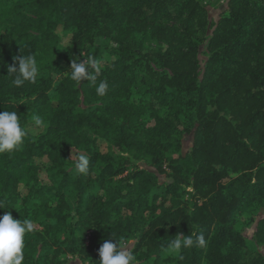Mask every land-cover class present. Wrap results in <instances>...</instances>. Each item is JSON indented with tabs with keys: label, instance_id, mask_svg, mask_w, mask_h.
I'll return each mask as SVG.
<instances>
[{
	"label": "trees",
	"instance_id": "1",
	"mask_svg": "<svg viewBox=\"0 0 264 264\" xmlns=\"http://www.w3.org/2000/svg\"><path fill=\"white\" fill-rule=\"evenodd\" d=\"M18 54L36 83H11ZM90 54L103 97L69 79ZM3 110L29 133L0 153V198L34 222L22 264H99L105 239L136 264H264V0H0ZM178 233L207 245L169 255Z\"/></svg>",
	"mask_w": 264,
	"mask_h": 264
},
{
	"label": "clouds",
	"instance_id": "2",
	"mask_svg": "<svg viewBox=\"0 0 264 264\" xmlns=\"http://www.w3.org/2000/svg\"><path fill=\"white\" fill-rule=\"evenodd\" d=\"M102 61L90 54L87 59L78 61L72 59L70 63L69 79L77 86L86 80L95 86L96 94L103 97L107 94L108 83L105 79H98L101 75ZM7 75L11 76V83L19 88L26 82L36 83L40 75V67L34 55L18 54L13 57L12 65L7 67ZM37 128H47V122L39 115L32 117ZM27 129L21 124L20 115L16 110L0 111V153H12L22 148ZM75 172L87 174L89 159L83 154H77L75 159ZM6 199L0 198V210H5L0 216V264H22L25 259V237L34 231V222L31 218L14 219ZM124 241L105 239L98 249L99 264H136V257L126 247ZM207 241L203 234L192 235L176 234V237L165 246L169 255L178 256L184 249L193 246L206 247Z\"/></svg>",
	"mask_w": 264,
	"mask_h": 264
},
{
	"label": "rangeland",
	"instance_id": "3",
	"mask_svg": "<svg viewBox=\"0 0 264 264\" xmlns=\"http://www.w3.org/2000/svg\"><path fill=\"white\" fill-rule=\"evenodd\" d=\"M206 2H209L212 6L214 5H221L224 0H206ZM252 230V227L248 230H246V234L248 235Z\"/></svg>",
	"mask_w": 264,
	"mask_h": 264
}]
</instances>
